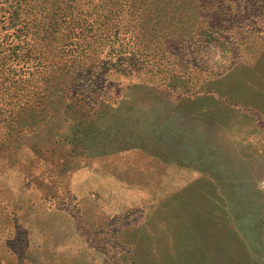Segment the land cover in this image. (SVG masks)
I'll return each instance as SVG.
<instances>
[{"label": "rangeland", "instance_id": "rangeland-1", "mask_svg": "<svg viewBox=\"0 0 264 264\" xmlns=\"http://www.w3.org/2000/svg\"><path fill=\"white\" fill-rule=\"evenodd\" d=\"M149 48L100 92L42 81L0 147V264H264V43L191 72Z\"/></svg>", "mask_w": 264, "mask_h": 264}, {"label": "trees", "instance_id": "trees-1", "mask_svg": "<svg viewBox=\"0 0 264 264\" xmlns=\"http://www.w3.org/2000/svg\"><path fill=\"white\" fill-rule=\"evenodd\" d=\"M149 42L156 55L168 54L190 72L204 70L211 45L231 62L236 51L244 56L264 43V0H0V147L16 137L25 146L44 79L68 94L87 84L100 92L108 63L123 57L139 64ZM76 74L89 80L79 82ZM4 161L0 199L11 176Z\"/></svg>", "mask_w": 264, "mask_h": 264}, {"label": "bare ground", "instance_id": "bare-ground-1", "mask_svg": "<svg viewBox=\"0 0 264 264\" xmlns=\"http://www.w3.org/2000/svg\"><path fill=\"white\" fill-rule=\"evenodd\" d=\"M181 148H182V146H181ZM179 149V148H178ZM164 179V178H163ZM225 180V179H224ZM140 191V190H139ZM149 191V190H148Z\"/></svg>", "mask_w": 264, "mask_h": 264}]
</instances>
